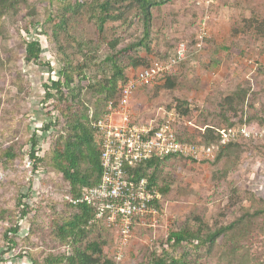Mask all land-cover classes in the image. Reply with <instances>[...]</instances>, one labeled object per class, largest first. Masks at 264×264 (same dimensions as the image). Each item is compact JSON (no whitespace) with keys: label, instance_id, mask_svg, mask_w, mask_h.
<instances>
[{"label":"rangeland","instance_id":"1","mask_svg":"<svg viewBox=\"0 0 264 264\" xmlns=\"http://www.w3.org/2000/svg\"><path fill=\"white\" fill-rule=\"evenodd\" d=\"M94 7L95 0H0V264H42L67 252L59 228L76 212L66 199L70 186L44 165L34 171L29 158L34 138L36 157L48 156L63 126L45 93L60 79L65 55L86 78L79 107L90 116L104 105L113 56L132 73L171 57L183 43L185 59L136 92V121L157 126L176 110L180 132L199 145L212 142L206 126L264 127V0H174L152 11L147 46L138 44L136 8L121 15L111 8L121 16L114 26L125 20V32L108 29L100 40ZM59 15L67 20L60 31ZM24 39L40 43L36 64L25 62ZM215 154L201 161L171 158L159 166L158 216L135 227L116 264H149L166 250L177 264H264V139L234 141ZM105 227L90 230L81 244L100 243L102 261L115 260L117 231ZM221 228L229 229L212 246L174 250L168 243L170 233L204 237ZM14 229L9 246L6 236Z\"/></svg>","mask_w":264,"mask_h":264},{"label":"trees","instance_id":"2","mask_svg":"<svg viewBox=\"0 0 264 264\" xmlns=\"http://www.w3.org/2000/svg\"><path fill=\"white\" fill-rule=\"evenodd\" d=\"M173 1L174 0H95V7L92 9L91 17L97 24L98 38L100 37L101 40L104 34L108 32V29L110 32L114 33V35L122 33L123 31L125 32V20L122 21L118 27H115L114 25L120 20L119 17H121L120 15L124 11L128 8H136L142 29L141 38L138 44L147 46V42L150 40L152 32V11L155 8L165 6ZM111 8L114 10L117 9L116 12H122H120V15L111 13ZM65 12H67V8ZM59 16L60 24L59 27H57L60 31V29H65L67 20L64 16ZM36 25V27H38V24ZM110 25H112L111 28H109ZM28 32V29L24 30V33L28 34ZM24 46L25 62L27 64H36L40 60L41 55L40 43L38 41H26L24 39ZM169 58H166L165 60ZM153 63L141 66L137 70L147 68ZM111 64L112 70L108 83L104 87L106 95L104 98V105L99 112L95 110L90 116L88 112L85 115H82L79 107V97L84 89L81 83L86 81V78L81 77V70L77 66L73 65L71 60L66 55L62 58L60 63V79L51 81V85L46 87V101H53L54 108L58 112L60 119L63 121V126L59 131L57 139L53 142L48 156L43 159L36 157L35 149L38 142L36 138H34L31 142V152L29 154V158L34 161V171L38 169L39 165H44L61 174L70 186V196L68 197L73 199L79 198L83 189L97 186L101 180L102 167L100 160V148L97 144L95 131L93 130L91 124L93 120L99 119L105 115L111 102L116 104L119 101L121 97L120 86L125 84L131 75V73L118 62V57L113 56L111 58ZM78 78L79 82L76 83ZM52 126L53 125L51 123L45 125L43 127V131H49ZM241 126L253 127L249 125V123H241L239 125L229 123V125L219 128L206 126L203 130L204 134L207 133V136L211 138L212 142L209 141V143H204L203 145H216L220 139L223 129ZM257 128L264 129V127L260 126H257ZM178 136L181 142L197 144L196 142L183 136L180 129ZM239 140L247 142L261 141V139H238L236 141ZM232 142L220 147L225 148L231 146ZM171 158L185 157L179 155L155 157L151 161L133 169L131 171L132 179L146 178L148 179L150 185L157 190L155 172L163 162L168 161ZM84 167H86V169H84ZM150 170H153V173L151 176H148V172ZM160 191L162 193L167 192L166 189H160ZM68 204L70 207L74 208L76 212L69 220L63 222L59 228V234L62 241L65 243L67 252L56 256L50 255L43 261L42 264H116L115 260L102 261L103 247L100 243L90 242L84 247L81 244L90 230L105 227L103 223L90 224L95 215L94 209L86 204L74 206L69 201ZM155 206L158 208V202L155 203ZM228 229L229 228H221L213 233L205 235L204 237L200 236L198 233L190 231L174 232L170 233L168 243L174 250L179 249L185 244L195 245L196 247L212 246ZM11 231L8 232L9 236H6L9 246H13L14 241L10 238V236L13 235L12 233H15L14 235H16L17 230L14 229ZM177 263L178 261L170 257L169 251L166 250L161 255L154 257L149 264ZM32 264H37V262L34 260L32 261Z\"/></svg>","mask_w":264,"mask_h":264},{"label":"built area","instance_id":"3","mask_svg":"<svg viewBox=\"0 0 264 264\" xmlns=\"http://www.w3.org/2000/svg\"><path fill=\"white\" fill-rule=\"evenodd\" d=\"M184 59L185 44L182 43L169 59L131 73L128 81L120 86L119 101L111 102L105 115L91 124L100 148L102 176L99 184L83 189L79 198H66L74 206L86 204L94 209L90 224L103 223L117 231L116 263L122 261V252L129 245L135 227L145 226L148 219L155 221L158 216L155 203L161 197L148 179H132L133 169L155 157L170 155L208 160L215 157L220 146L232 141L264 139V129L241 126L223 129L216 145L181 142L178 136L181 115L176 110L168 113L157 126L138 123L131 111L136 92L170 74ZM3 180L4 173L0 170V186Z\"/></svg>","mask_w":264,"mask_h":264}]
</instances>
